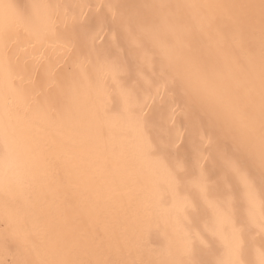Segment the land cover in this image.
<instances>
[{
	"label": "snow or ice",
	"instance_id": "1",
	"mask_svg": "<svg viewBox=\"0 0 264 264\" xmlns=\"http://www.w3.org/2000/svg\"><path fill=\"white\" fill-rule=\"evenodd\" d=\"M0 264H264V0H0Z\"/></svg>",
	"mask_w": 264,
	"mask_h": 264
},
{
	"label": "bare ground",
	"instance_id": "2",
	"mask_svg": "<svg viewBox=\"0 0 264 264\" xmlns=\"http://www.w3.org/2000/svg\"><path fill=\"white\" fill-rule=\"evenodd\" d=\"M217 1V0H216ZM20 3H32L34 0H19ZM47 2L53 3H83L85 0H47ZM97 2H108V0H97ZM113 2L127 3V4H151V3H184L190 2V0H113ZM198 3H210L209 0H195ZM225 2V1H224ZM248 0H237V4L246 3ZM227 23V20L224 21ZM16 55L20 58L21 63L25 61L31 63V57L35 55L32 42L28 37H21L19 41V47L16 50ZM146 95L150 96L151 99L148 100V103L151 104H161L167 102V97L164 94L163 89H161L159 95H157L155 90H152ZM174 107V106H173ZM179 117V110H177V118ZM91 179L97 182L99 185H105L112 193L119 197H129L134 188L131 184H125L124 177L120 174H113L111 176H103L98 171H94L90 174ZM69 191L68 195L71 196V188L75 187L79 183V177L70 175L66 178L65 181Z\"/></svg>",
	"mask_w": 264,
	"mask_h": 264
},
{
	"label": "rangeland",
	"instance_id": "3",
	"mask_svg": "<svg viewBox=\"0 0 264 264\" xmlns=\"http://www.w3.org/2000/svg\"><path fill=\"white\" fill-rule=\"evenodd\" d=\"M210 3H217V4H237V0H209ZM225 1V2H224Z\"/></svg>",
	"mask_w": 264,
	"mask_h": 264
}]
</instances>
